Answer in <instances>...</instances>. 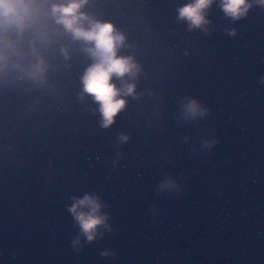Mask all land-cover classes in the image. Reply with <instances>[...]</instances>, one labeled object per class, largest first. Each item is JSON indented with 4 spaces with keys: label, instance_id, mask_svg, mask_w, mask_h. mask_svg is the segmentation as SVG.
Returning a JSON list of instances; mask_svg holds the SVG:
<instances>
[{
    "label": "water",
    "instance_id": "water-1",
    "mask_svg": "<svg viewBox=\"0 0 264 264\" xmlns=\"http://www.w3.org/2000/svg\"><path fill=\"white\" fill-rule=\"evenodd\" d=\"M188 2L89 0L141 66L108 128L83 93L87 45L50 19L25 34L49 70L0 75V264H264V6L233 20L214 0L189 30ZM191 99L207 112L185 115ZM86 194L108 217L92 241L69 211Z\"/></svg>",
    "mask_w": 264,
    "mask_h": 264
},
{
    "label": "clouds",
    "instance_id": "clouds-1",
    "mask_svg": "<svg viewBox=\"0 0 264 264\" xmlns=\"http://www.w3.org/2000/svg\"><path fill=\"white\" fill-rule=\"evenodd\" d=\"M253 2L264 6V0H221L220 7L227 16L237 20L247 15ZM213 3L214 0H189L178 8V19L187 21L189 30L203 28L209 23L206 11ZM88 4L89 0H0V75L12 68L21 74V78L44 81L49 63L39 51L36 40L28 42L27 51L22 45L25 34L32 30L37 31V39L45 40L49 29L43 21L50 19L73 41L87 45L84 51L92 63L81 77L83 93L91 95L98 103L101 126L108 128L126 107V97L136 96L134 81L141 66L133 55L120 54V49L126 46V36L111 21L97 19L84 11ZM62 52L67 57V50L62 49ZM115 80L121 82L119 86ZM184 111L185 115L194 118L204 115L207 109L198 100L191 99L184 105ZM128 139L121 134V142ZM211 143L213 141H206V144ZM175 183L169 177L161 187L171 188ZM73 200L69 211L82 234L92 241L99 227L106 226L108 217L103 212L104 206L91 194Z\"/></svg>",
    "mask_w": 264,
    "mask_h": 264
}]
</instances>
